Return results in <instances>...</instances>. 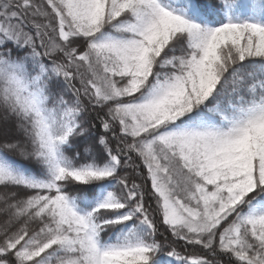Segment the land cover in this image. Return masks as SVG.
I'll use <instances>...</instances> for the list:
<instances>
[{"label":"snow or ice","instance_id":"6c2138e0","mask_svg":"<svg viewBox=\"0 0 264 264\" xmlns=\"http://www.w3.org/2000/svg\"><path fill=\"white\" fill-rule=\"evenodd\" d=\"M0 264H264V0H0Z\"/></svg>","mask_w":264,"mask_h":264}]
</instances>
